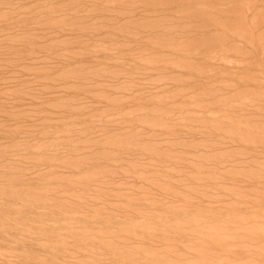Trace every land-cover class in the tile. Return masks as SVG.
<instances>
[{"label":"rangeland","instance_id":"1","mask_svg":"<svg viewBox=\"0 0 264 264\" xmlns=\"http://www.w3.org/2000/svg\"><path fill=\"white\" fill-rule=\"evenodd\" d=\"M0 264H264V0H0Z\"/></svg>","mask_w":264,"mask_h":264}]
</instances>
